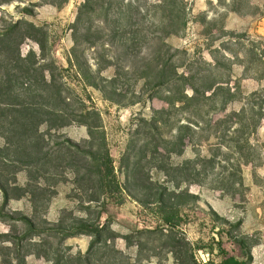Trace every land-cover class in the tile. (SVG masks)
<instances>
[{
	"label": "rangeland",
	"instance_id": "1",
	"mask_svg": "<svg viewBox=\"0 0 264 264\" xmlns=\"http://www.w3.org/2000/svg\"><path fill=\"white\" fill-rule=\"evenodd\" d=\"M109 1L110 6H90L91 11L81 10L85 0H68L61 7L0 0V39L12 50L18 46L21 57L35 54V60L19 61L17 68L33 60L37 64L24 80L0 55V85L12 84L23 102H29V94H41L37 105L62 112L46 118L69 122L60 129L38 127L47 162H26L14 148L0 156V182L7 190V197L0 190V264L19 259L23 264H176L169 244L182 236L205 247L221 239L230 255L242 259L228 232L248 239L249 264H264V120L227 118L263 86L256 72L264 57L250 58L247 50L264 40V0H184L185 29L162 36L170 48H162L160 60L176 66L177 74L195 76L197 86L218 83L221 89L172 107L162 99L175 96L170 85L141 78L159 42L163 12L147 13V3L138 1L140 15L123 18L116 27L117 9L126 8L118 6L120 0ZM74 25L79 27L75 45ZM133 28L139 30L136 43ZM87 32L93 46L83 39ZM36 40L44 44L40 58ZM41 79L36 89L24 90ZM184 94L191 91L186 88ZM6 100L0 97L2 128L12 114ZM84 124L93 127L90 132ZM4 142L0 138V146ZM239 147L253 163L240 160ZM81 150H91L94 157ZM106 154L114 177L102 179ZM169 191L195 196L178 202L179 219L171 232L159 221L155 200L163 193L166 201ZM145 201L151 204H140ZM20 216L39 230L46 224H61L64 230L30 231ZM75 219L99 229L100 239L79 233ZM213 247L210 255L192 246L196 263L217 264Z\"/></svg>",
	"mask_w": 264,
	"mask_h": 264
},
{
	"label": "trees",
	"instance_id": "2",
	"mask_svg": "<svg viewBox=\"0 0 264 264\" xmlns=\"http://www.w3.org/2000/svg\"><path fill=\"white\" fill-rule=\"evenodd\" d=\"M42 3L49 4L56 7H61L64 4L68 2V0H40ZM138 1H144L147 3V10L146 12H150L152 10H159L163 12V18L161 21V26L158 29L161 33V35L158 36L159 42L157 43V48L154 51L153 55L154 57L151 58L152 60L149 62V64L145 65L144 72L141 75V78L144 80L149 81L150 83L156 82L155 84H167L172 87V90L170 91V94H175V96L172 98L171 96L168 98H162L163 101L168 104L170 107L174 106L176 103L178 104H185L187 102H191L196 100L199 95L204 96L206 93H211V96H215L217 90L221 89V86L217 85L218 83H211V84H204L206 86H197L194 82H192L195 78V76H188L186 74H177L176 72V66L170 64L167 60L162 61L160 60V56L164 55V52L162 51V48H166L169 50L170 47H167L166 44L162 41V36H170V35H178L181 32L184 31L186 26L185 21V8H184V0H156L154 2H151L150 0H120V2H116L118 6L121 4L124 5V8H126V12L122 11V9H117V14L115 19L112 21L114 26L117 27L118 22L125 18L128 21H131L136 16L140 15V9L136 5ZM108 3V5H107ZM109 0H85V2L82 4L81 10H91L93 11L94 8L90 6H110ZM126 13V14H125ZM79 14V13H78ZM107 13L105 14V17H107ZM106 19V18H105ZM32 27V26H31ZM78 26H73V43L74 45L77 43V39L75 37V32H78ZM37 30L36 28H33ZM135 29V30H134ZM139 34V30L136 28H133V36L131 37V41L133 43L138 42L137 36ZM83 37V36H81ZM88 42L90 46L94 45V42L89 41V33L87 32L83 38ZM36 43L38 44V47L40 49V55L43 53L44 50V44L41 40H36ZM0 55L4 56L11 67V69L14 71L15 69H19L21 73L25 75L26 78L24 80H29L27 78L28 71L30 69L34 70V62L35 60V54L28 53L26 57H21L18 49V46L15 50L9 46V41L0 39ZM259 47V48H258ZM10 53H13V57ZM248 57L255 58V57H264V40H260L257 45H251L249 49L247 50ZM34 59L32 64H29V67L20 69L17 68V63L19 61H30L31 59ZM69 62V61H68ZM37 65V64H36ZM2 64L0 63V69H2ZM32 67V68H30ZM35 69H38L36 67ZM248 69V67H247ZM258 74L257 78L263 83L262 88H260L258 91L252 93L249 95V97L246 100V106H244L239 112L235 113L233 112L230 114L227 118L233 119V122L235 123H241V120H247V116L249 115L250 121H261L264 120V60H260V66L257 68ZM170 74V76H169ZM9 77V74H7ZM7 77V78H8ZM93 78V76H91ZM42 83L41 80H37L35 84H29V86L26 85L25 91L28 90V92H31L35 87L40 85ZM89 85L95 89H98L99 91H102L101 87H98V84L95 82H89ZM189 89L191 91V95L184 94L185 89ZM36 89V88H35ZM174 90V91H173ZM59 93V92H58ZM6 95L7 102H5V106L7 108H10L9 111L12 114H9V122L7 124V128H2V123H0V138L5 139L4 145L0 146V156L4 157L6 155L4 153L5 148H14L12 151L14 154L22 153L26 155V162H32L33 160H39L43 159L47 162L48 153L46 151H42V148L44 146L42 141V135L37 133L38 127L42 124H47L50 129H60L64 126H66L69 122H64L63 120H50L46 118L48 115H53L54 117L58 118L59 115H62L61 110L56 111L50 108H44L41 104H36V100H40L43 98L41 94H32L28 96L29 102H23L20 101L19 94L16 93L14 90V87H12V84H9L7 86L0 85V97ZM177 95V96H176ZM60 94L58 96V102L62 103ZM5 100H2L4 102ZM1 103V102H0ZM98 119V116H96L95 120ZM97 124V123H96ZM87 127L88 132L91 131L93 127L84 124ZM248 126V123H247ZM98 126H94V128H97ZM241 132V131H237ZM66 142H69L68 140H65ZM180 144L182 145V141H180ZM238 157L240 160H243L244 163H251L252 160L249 156V153L246 152L243 153L242 147L238 148ZM90 157H94V154L91 150H81ZM38 153H41L40 155ZM35 155V156H33ZM106 162L103 164V168L105 170V174L101 176V178L106 177H114L113 167L111 163V159L109 158L108 154L105 155ZM253 163V162H252ZM110 188V186H109ZM113 188V184H112ZM0 190L4 197H7V190L3 186V184L0 182ZM112 190V189H110ZM115 190H118V188H115ZM126 192V191H125ZM167 200L164 199V194L160 193L155 198L156 203L158 205L159 211V221H161L164 225L168 227V231H172L177 226L178 221V202L183 201L186 199H195V196L192 194H188L186 192H176V191H169L166 194ZM140 204H151L150 202H140ZM105 207V204L103 205ZM103 211V210H102ZM216 216V214H215ZM218 218V216H216ZM100 219L99 217H97ZM17 219L25 221L27 225L29 226L30 231L34 232H41V231H63L64 228L61 226V224H46L44 228H41L40 230L37 229L35 224L33 222L24 217L20 216ZM220 219V218H218ZM222 219V218H221ZM224 223L229 225L230 227H237L238 223H231L228 220H222ZM73 225L79 227L78 230L81 234H87L95 238V240L100 239V230L99 229H93L92 224H89L88 222L81 220V219H75L73 220ZM75 232H70L68 235H75ZM219 237L221 238V234L217 232ZM228 238L231 241V243L237 247L239 250V254L242 257V259H239L236 256L230 255L223 247L221 239L218 241H214L212 239L213 246L216 247L217 255L219 256V261L217 264H249L251 261V254H250V243L248 239L245 236H233L230 232H228ZM24 235L21 236H15V238H22ZM93 242L90 243V245ZM169 252L172 254L175 263L176 264H197L196 260L194 258L193 252H192V246H196L198 249H207L208 254H213L214 247H205V246H199L198 243H191L188 241L185 237L182 236L181 241H173L172 244H169ZM79 259H85V257L78 255ZM87 260H85L86 262ZM18 264H23L22 260H18ZM206 264H215L213 261H208Z\"/></svg>",
	"mask_w": 264,
	"mask_h": 264
}]
</instances>
